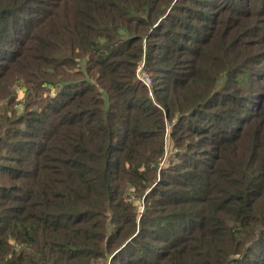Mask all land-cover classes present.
<instances>
[{"label": "trees", "instance_id": "trees-1", "mask_svg": "<svg viewBox=\"0 0 264 264\" xmlns=\"http://www.w3.org/2000/svg\"><path fill=\"white\" fill-rule=\"evenodd\" d=\"M0 264H264V0H0Z\"/></svg>", "mask_w": 264, "mask_h": 264}, {"label": "rangeland", "instance_id": "rangeland-1", "mask_svg": "<svg viewBox=\"0 0 264 264\" xmlns=\"http://www.w3.org/2000/svg\"><path fill=\"white\" fill-rule=\"evenodd\" d=\"M142 63H144L143 61L141 62V65H142ZM140 65V66H141ZM140 68V67H139ZM144 68H145V64H144ZM146 70V69H145ZM147 71V70H146ZM148 72V71H147ZM138 76V75H137ZM139 78V77H138ZM140 79V78H139ZM141 80V79H140ZM153 83V82H152ZM21 84V83H20ZM147 85V84H146ZM152 84H151V88H152ZM149 87V86H148ZM55 87H52L51 88V92H54L55 90ZM153 89V88H152ZM17 90H18V103H17V105H18V107H21V100H24L25 99V96H26V87H23V86H21V85H18V87H17ZM153 92H154V90H153ZM151 96V95H150ZM153 99H154V102L159 106V107H161L162 109H164V106H163V104L162 103H159L158 102V100H157V98H156V94H155V92H154V95L153 96H151ZM172 122H169L168 124H167V128H166V133H165V136H166V142H167V147H166V157H165V159H164V161H163V163H162V165L164 166V165H167V163H169V157H170V155L172 154V152H173V150H174V143H173V140H172V138H171V129H172ZM140 203V209L142 210L143 209V207H144V205H143V203L142 202H139Z\"/></svg>", "mask_w": 264, "mask_h": 264}, {"label": "built area", "instance_id": "built-area-1", "mask_svg": "<svg viewBox=\"0 0 264 264\" xmlns=\"http://www.w3.org/2000/svg\"><path fill=\"white\" fill-rule=\"evenodd\" d=\"M137 75L145 84H147V86H149V94L153 96L154 92H153V89L151 88L152 77L150 73L145 70L144 63H142V65L138 69Z\"/></svg>", "mask_w": 264, "mask_h": 264}]
</instances>
